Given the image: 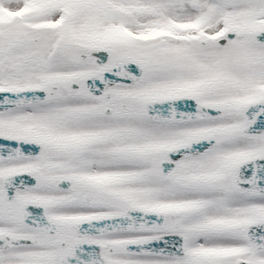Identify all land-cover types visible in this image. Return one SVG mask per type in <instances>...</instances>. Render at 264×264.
I'll return each instance as SVG.
<instances>
[{"label":"snow or ice","instance_id":"1","mask_svg":"<svg viewBox=\"0 0 264 264\" xmlns=\"http://www.w3.org/2000/svg\"><path fill=\"white\" fill-rule=\"evenodd\" d=\"M0 264H264V0H0Z\"/></svg>","mask_w":264,"mask_h":264}]
</instances>
